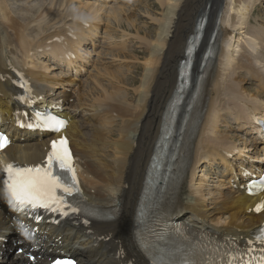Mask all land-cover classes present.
Instances as JSON below:
<instances>
[{"label": "bare ground", "instance_id": "6f19581e", "mask_svg": "<svg viewBox=\"0 0 264 264\" xmlns=\"http://www.w3.org/2000/svg\"><path fill=\"white\" fill-rule=\"evenodd\" d=\"M48 1L50 6L33 21L61 23L55 28L46 25L30 27L22 17L13 14L9 1L0 0V124L11 122L14 111L19 109L16 91L12 87L15 68L22 70L33 82L36 92L49 95L55 92V85L63 88L57 98L66 105L65 114L71 118L65 133L79 160L82 196L95 214L103 217L113 214L114 217L93 221L89 231L77 219L58 227L45 224L40 227L45 249L79 254L86 264H127L129 254L141 255L139 248L145 254L178 251L186 242L168 240L161 244L147 233L150 215L167 219L172 213L180 215L181 225L207 231L219 239H235L238 243L256 240L264 223V210L255 213L253 207L259 200L264 202V194L252 198L244 190L232 188L228 191L211 190L202 198V182L196 181L197 169L205 161L210 166L217 163L223 166L227 182L235 176L238 166L244 164L242 158L247 149L250 150L249 139L246 137L243 147L231 143L228 135L220 134V126L232 120L254 129V115H258L257 119L264 118V27L257 23L256 29L244 32L246 16L254 0H159L160 16H151L150 10L148 14L154 21L149 26L152 32H146L143 26L137 27L129 13L127 18L132 20L133 28L150 38L144 39L143 50H135L144 61L131 73L140 71V77L130 80L126 78L128 74L132 76L126 72L130 70L108 69L105 73L113 80L99 83L100 88L90 90L88 99L84 98L86 93L77 81L85 66L82 47L90 38L96 41L93 32L96 24L92 19L97 17V12L94 9L102 10L105 2L89 0L91 4L77 7L90 6L89 13H74L73 9L68 13L51 8L52 5L60 7L65 0ZM137 1L133 0L134 3ZM207 4L210 9L206 11L207 24L196 55V69L217 18L219 29L214 57L198 85V96L205 101V111L201 117L188 115L186 118L187 128L192 127L193 131L186 133L184 144L181 140L179 148L161 153L158 144L163 142L171 125L169 106L177 87L180 61ZM66 18L70 23H62ZM86 22L89 26L85 25ZM40 55H45L59 67L70 61L65 64L66 72L56 74L57 77L49 75L43 70L45 65L38 61ZM72 64L77 68L74 76L67 72ZM241 72L247 77H240ZM246 78L256 86L254 94L247 93V88L242 86ZM134 80L138 87L128 94V84H125ZM49 98L53 99V96ZM72 108L79 114L83 109L92 114H81L77 119L76 115H71ZM180 125L181 121H178L174 127ZM12 136L15 141L0 155V162L1 159L38 162L49 150L47 134L32 136L16 129ZM263 140L264 135L259 143ZM236 147L240 148L235 157L237 161L228 166L226 152ZM175 151L178 158L170 163L173 169L165 188L161 189L156 186L152 168L154 158L161 159L166 168V162ZM159 178L163 179V174ZM214 195L217 199L212 198ZM0 205L1 214L6 210L1 194ZM121 250L126 253L123 259L118 255ZM205 255L192 254L191 258L196 261ZM12 258L21 260L23 257L13 254Z\"/></svg>", "mask_w": 264, "mask_h": 264}, {"label": "snow or ice", "instance_id": "6c2138e0", "mask_svg": "<svg viewBox=\"0 0 264 264\" xmlns=\"http://www.w3.org/2000/svg\"><path fill=\"white\" fill-rule=\"evenodd\" d=\"M64 126L65 122L61 121L58 126H53V130L60 131ZM9 142L7 137L0 136V149L5 148ZM51 147L52 151L47 158L46 167H23L15 163L0 162V172H3L6 177L3 181L5 191L17 210L32 212L36 209H45L52 212H63L66 201L61 193L67 196L73 194L76 179L66 138L52 141ZM54 162L60 171L71 173L72 184H67L60 175L54 173ZM261 208H264V204L258 206L256 210L260 211ZM71 210L75 211V209ZM261 251L264 252V249ZM228 264H235V261H228ZM241 264H246V262L241 261ZM257 264H264V256L259 258Z\"/></svg>", "mask_w": 264, "mask_h": 264}, {"label": "rangeland", "instance_id": "374dc122", "mask_svg": "<svg viewBox=\"0 0 264 264\" xmlns=\"http://www.w3.org/2000/svg\"><path fill=\"white\" fill-rule=\"evenodd\" d=\"M86 1H89V0H75V3L78 5V4L84 3ZM140 1H141L140 2L141 6L138 7V13L141 16L137 17L136 15H134L135 18L137 17V19H135V25H137V27L139 26V28L141 26H143L146 32H152V30H151V28H149V26H151L154 21L152 19H150L148 14H149V10H150L151 16H153V17L154 16H158V17L160 16V8L161 7L158 5L159 0H140ZM100 3H103V2H100ZM145 3L148 5L145 6ZM136 7H137L136 3L133 2V8H136ZM136 21H137V24H136ZM261 21H264V0H254L252 6L249 8L247 16H246V30H244V32L248 31V29H250V28L256 29L257 23H258V26H261V28H263L264 22L262 23ZM122 23H123L122 25H119L116 22L113 25H111L112 26L111 28H114L116 31V36H118V37H116V41L119 42L115 45L114 49L111 46L112 44L110 45V41L107 37L103 39V42L101 45H98L95 48H89V45L86 47L85 59L87 60V66H86L87 72H85L84 74H82L80 76L81 82L86 89L91 87V86H94V89H97V90L99 89L97 86H95L96 79L94 76L97 75L98 73L102 72V70H101L102 66L113 63V61H111V59L109 58V55H107L105 52H109V54H111L115 57L118 56L117 54H115V49L116 50L119 49L117 45L124 44L125 47H124V51L122 52L124 55L121 54L119 56V58L117 57L118 59L116 61H114L115 62L114 64L121 66L124 69V71H126V69H129L131 64H135V63L143 64V61L141 60L143 58H138V57H141V55L136 56L135 54L134 55L128 54V52L131 51L132 49H136V48L139 49L142 46V42L140 40L134 38V36L137 34V32H136L137 29L135 27L133 28L132 24L129 25V23H127L126 21H124ZM149 23H151V25ZM116 24L118 27L116 26ZM119 26H121V28ZM105 28H106V24L102 22L100 24L99 29H98V32H99L98 38L100 40H102V38L105 37L104 33H103ZM126 35L127 36L129 35V36L127 37ZM143 36L145 37L146 33L141 32V38ZM237 41L241 42V40H237ZM110 50H111V53H110ZM122 57H124V60L120 59ZM139 66H141V65H139ZM129 70L130 71H126V72L131 73L132 69H129ZM131 74H132V76L128 74L129 77H126V78L131 80V79H135V78L138 79L140 77V71L139 72L134 71ZM241 76H246V75L241 72L240 77ZM247 81H250V80L247 79ZM247 81H244L242 83V86L244 87V89L247 88L246 89L247 93H253L254 94L256 92L255 91L256 86L254 84L251 85L249 82L247 83ZM134 82H135V80L131 84H134ZM131 84L128 82L125 84V85H127L126 87L129 88L128 94H131L130 92H132L133 89L138 87V85H136V84H134V85H131ZM260 98L263 99V97H260ZM263 101H264V99H263ZM235 133H236L235 130L232 131L233 137L237 138L236 135H238V133H236V135H234ZM202 169L205 170V173L208 176L212 175L211 174L212 172L208 168H206V169L202 168ZM200 177L202 180L201 182L205 181L204 179H202V176H200ZM203 186H206V183H204ZM206 196H207V194H206Z\"/></svg>", "mask_w": 264, "mask_h": 264}]
</instances>
